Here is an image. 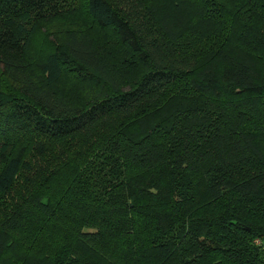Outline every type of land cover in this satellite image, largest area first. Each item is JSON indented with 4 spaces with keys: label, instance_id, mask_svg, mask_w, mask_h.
<instances>
[{
    "label": "trees",
    "instance_id": "obj_1",
    "mask_svg": "<svg viewBox=\"0 0 264 264\" xmlns=\"http://www.w3.org/2000/svg\"><path fill=\"white\" fill-rule=\"evenodd\" d=\"M263 240L264 0H0V264Z\"/></svg>",
    "mask_w": 264,
    "mask_h": 264
},
{
    "label": "built area",
    "instance_id": "obj_2",
    "mask_svg": "<svg viewBox=\"0 0 264 264\" xmlns=\"http://www.w3.org/2000/svg\"><path fill=\"white\" fill-rule=\"evenodd\" d=\"M255 243H256V244H260V242H258V241H255Z\"/></svg>",
    "mask_w": 264,
    "mask_h": 264
},
{
    "label": "rangeland",
    "instance_id": "obj_3",
    "mask_svg": "<svg viewBox=\"0 0 264 264\" xmlns=\"http://www.w3.org/2000/svg\"><path fill=\"white\" fill-rule=\"evenodd\" d=\"M262 245L264 246V240H263V244Z\"/></svg>",
    "mask_w": 264,
    "mask_h": 264
}]
</instances>
